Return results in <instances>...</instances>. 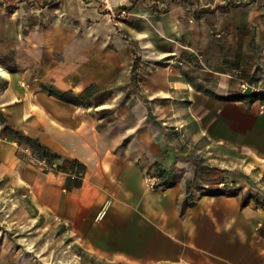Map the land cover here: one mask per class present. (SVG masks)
Returning <instances> with one entry per match:
<instances>
[{"label":"crops","instance_id":"crops-1","mask_svg":"<svg viewBox=\"0 0 264 264\" xmlns=\"http://www.w3.org/2000/svg\"><path fill=\"white\" fill-rule=\"evenodd\" d=\"M241 8L250 19L257 10ZM214 41L227 48L233 40ZM87 54L30 83L28 70L0 74V180L48 220L65 223L85 254L108 263L264 264V101L241 86L252 79L244 60L228 65L207 51L200 57L211 68L159 70L161 86L159 72L148 71V96L177 95L182 133L211 148L212 166L204 168L190 165L189 150L166 148L144 104L124 96L130 57ZM50 78L53 86H41ZM20 135L43 144L56 168L39 166ZM162 178L171 185L157 187Z\"/></svg>","mask_w":264,"mask_h":264},{"label":"rangeland","instance_id":"rangeland-1","mask_svg":"<svg viewBox=\"0 0 264 264\" xmlns=\"http://www.w3.org/2000/svg\"><path fill=\"white\" fill-rule=\"evenodd\" d=\"M246 3L257 7L252 19L241 10ZM225 37L233 40L227 48L214 41ZM248 43L250 47L244 46ZM105 50L130 57L126 71L131 79L123 85L124 96L133 94L144 104L166 148L189 150L190 165L209 168L207 142L192 140L178 125L183 114L178 96H148V71L159 72L156 80L161 86L159 70L186 69L190 63L197 69L211 68L200 57L208 51L228 65L239 66L244 60L247 73L264 80V0H0V74H4L1 68L28 70L24 81L30 83L46 69L79 65L78 52L88 53V59ZM55 81L50 78L40 84L48 87ZM227 160L219 158L220 164ZM153 177L155 185L158 178ZM0 264L118 263L85 254L73 243L65 223L45 218L22 190L4 178L0 180Z\"/></svg>","mask_w":264,"mask_h":264},{"label":"trees","instance_id":"trees-1","mask_svg":"<svg viewBox=\"0 0 264 264\" xmlns=\"http://www.w3.org/2000/svg\"><path fill=\"white\" fill-rule=\"evenodd\" d=\"M137 61H135L134 65H133V69L136 67ZM259 80H261L260 78L257 79H250L248 80L249 83L253 84L255 82H258ZM49 92L59 98L65 99L67 101H73V102H78L79 99L74 97L72 92H66V93H62L59 91H55V90H49ZM250 94L252 96H255L257 98H261L262 101H264V94H258V93H252L250 92ZM1 118L3 119V115L0 114ZM9 126L6 125L5 126V130L6 131H10L9 130ZM21 143H25L26 145H28L29 147L32 148V150L38 155V157L40 159H45L48 163L52 162L53 157H55L53 154H51L47 148L41 144L37 139H34L30 136H25V135H20L19 136ZM162 175V174H161ZM169 185H171L170 183H168L165 179H161L160 184L157 185V187H168Z\"/></svg>","mask_w":264,"mask_h":264},{"label":"built area","instance_id":"built-area-1","mask_svg":"<svg viewBox=\"0 0 264 264\" xmlns=\"http://www.w3.org/2000/svg\"><path fill=\"white\" fill-rule=\"evenodd\" d=\"M241 86L245 91L249 90V92H252V93L264 94V80L263 79L253 84L247 81H242ZM37 164L41 167H44L46 170H54L56 168L54 164H48L45 159L37 160Z\"/></svg>","mask_w":264,"mask_h":264},{"label":"bare ground","instance_id":"bare-ground-1","mask_svg":"<svg viewBox=\"0 0 264 264\" xmlns=\"http://www.w3.org/2000/svg\"><path fill=\"white\" fill-rule=\"evenodd\" d=\"M1 70L3 71V73H5V70L3 68H1ZM2 74V73H1Z\"/></svg>","mask_w":264,"mask_h":264}]
</instances>
